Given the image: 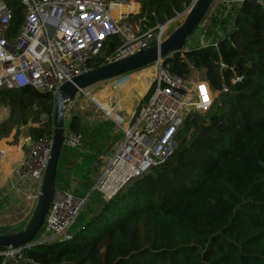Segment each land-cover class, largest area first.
<instances>
[{"label": "trees", "instance_id": "16d2710c", "mask_svg": "<svg viewBox=\"0 0 264 264\" xmlns=\"http://www.w3.org/2000/svg\"><path fill=\"white\" fill-rule=\"evenodd\" d=\"M0 1L12 13L14 35L23 18L19 0ZM183 2L137 0L138 18L147 27L162 25L182 10ZM226 25L223 37H213L215 48L208 43L161 60L170 75L182 80L201 72L211 105L184 117L162 164L128 180L110 199L104 200L93 184L98 159L114 141L113 124L69 121L67 128L79 136L80 147L61 146L53 190L69 189L83 204L66 231L68 239L24 248L26 261L264 264V6L243 0L224 18L212 15L207 33ZM120 44L115 37L101 43L89 62L91 71ZM52 102L49 94L29 88L0 90V108L8 110L4 128L38 123L44 115L45 122L28 135L32 140L50 137ZM17 231L2 229L0 235Z\"/></svg>", "mask_w": 264, "mask_h": 264}, {"label": "built area", "instance_id": "2783aa9c", "mask_svg": "<svg viewBox=\"0 0 264 264\" xmlns=\"http://www.w3.org/2000/svg\"><path fill=\"white\" fill-rule=\"evenodd\" d=\"M184 1L186 4L183 2L181 7L186 15L195 0ZM242 1L231 2L239 4ZM252 1L264 6V0ZM19 3L23 18L18 31L12 35V13L0 1V90L29 88L49 94L53 101L63 84L91 71L89 62L105 40L115 37L121 44L102 58L101 66L159 44L171 22L147 27V21L141 17L136 21L137 27L131 26L129 19L140 13L139 3L132 0H19ZM133 4L136 11L130 9ZM121 7L126 10L117 11ZM229 11L228 8L223 10L219 17L224 18ZM178 16L175 13L174 17ZM214 33L223 37L218 27ZM213 37L210 35L207 42L215 48ZM188 49L191 48H185ZM151 65L156 70L152 92L128 121L117 105L104 110L95 99H90L103 118L113 124V133L121 134L119 143L113 142L110 153H104L98 159L93 190L104 200L110 199L131 178L162 164L174 146L173 138L184 117L193 112H205L211 105L212 94L203 79L188 82L170 75L161 61ZM110 80L112 87H123L128 76L124 74ZM202 86L208 96L207 102ZM61 146L79 149L80 138L63 127ZM50 149L51 136L28 140L27 152L14 171L11 194L35 205ZM82 204L83 200L73 196L69 189L53 190L41 226L42 234L30 246L68 239L66 231ZM24 248L1 250L0 264H32L24 259Z\"/></svg>", "mask_w": 264, "mask_h": 264}, {"label": "rangeland", "instance_id": "374dc122", "mask_svg": "<svg viewBox=\"0 0 264 264\" xmlns=\"http://www.w3.org/2000/svg\"><path fill=\"white\" fill-rule=\"evenodd\" d=\"M132 1L137 2V0ZM231 1L232 0H218L210 5L209 9L205 13V16L201 19L197 28L186 40L184 49L187 47L194 48L196 44H201V46L207 44V40L210 37L207 32L211 31L210 17L214 14L218 15L222 13V11L227 8L231 11L232 6L237 4ZM177 14L179 16L172 18L170 20L171 22H169V24L167 25L164 32V39L168 37L178 26L181 25L185 15L183 14L182 10L180 12H177ZM137 19L138 17L129 19V22L132 24L131 26L137 27ZM228 30L229 26L226 25L224 26V28H220V34L224 35L226 32H228ZM212 35L215 36V33L213 32ZM126 76H128V80L125 85L130 82V84L126 86L124 85L123 87H112V85L110 84L111 80H106L82 90L81 93H77L74 98L65 105L63 109V127H67L69 120L74 116L80 117L81 119L87 121L103 117L102 112L91 103V98L95 99L99 103L100 107L104 110H109V105H117L119 107V110L125 115V117L135 115L136 109L138 108L139 110L141 108L144 103V96L147 94L149 88L153 85V80L156 77V70L154 69L153 65H149L140 70L128 73L126 74ZM199 79H202V73L199 71H192L187 81L192 82ZM52 104L54 105V101L52 102ZM7 111V108H0V150L2 151H4L5 149H3L2 144H6L9 146L10 144L16 145L17 143H20L19 137L21 135L22 128L29 125V131V129L32 127L41 126V124L46 120V117H44V115H41L38 118V123H31L28 120L25 125L15 126L12 130H6L3 125L6 117H2V114H6ZM10 134L13 137V140H11L12 142L10 141L11 143H5L7 141V139L5 138ZM120 139L121 134L116 133L113 142L115 144L119 143ZM101 167L102 164L100 165V168ZM0 204V207H3L0 209V230L4 229L7 232L21 230L30 218L34 208V205L27 206L22 202L19 203L20 205L13 208H10V205L8 206L7 204L3 206V202H1ZM36 236V238H40V234H37Z\"/></svg>", "mask_w": 264, "mask_h": 264}, {"label": "water", "instance_id": "95a60500", "mask_svg": "<svg viewBox=\"0 0 264 264\" xmlns=\"http://www.w3.org/2000/svg\"><path fill=\"white\" fill-rule=\"evenodd\" d=\"M215 1L218 0H195L191 3L181 25L159 44H152L149 48L126 59L103 65L86 74L75 77L71 82H67L59 88L54 97L51 149L42 177L40 195L25 226L16 233L0 235V250L30 246L42 226L53 193L56 164L61 149L63 128L62 115L65 105L81 90L91 87L99 82L140 70L153 63L159 62L172 54L185 51L184 45L186 40L197 28L210 5ZM73 119H77V117H71L69 121ZM28 128L29 125L22 128L19 137L21 141H26L28 139Z\"/></svg>", "mask_w": 264, "mask_h": 264}, {"label": "crops", "instance_id": "0c3cea01", "mask_svg": "<svg viewBox=\"0 0 264 264\" xmlns=\"http://www.w3.org/2000/svg\"><path fill=\"white\" fill-rule=\"evenodd\" d=\"M196 46H201V44L200 45L196 44L195 47ZM128 84H130V82H128L126 85H128ZM123 116H124V119L126 121H128V119L131 117V116L125 117L124 114H123ZM2 117H7V113L6 114L3 113ZM76 120L80 121L82 124H85L86 126H93L94 124H96L102 120H105V119L103 117H99V118L91 119L90 121H87V120L81 119L80 117H77ZM12 138L13 137L10 134L8 137L5 138V139H7V141L5 143H11L12 142L11 140H13ZM28 140H32V139H30L29 135H28V139L26 141H21L19 139V141H20L19 144L18 143L16 145L10 144L9 146L6 144H2V147L5 148L4 149L5 151L3 153H1L2 150H0V203L3 202V206L7 204L8 206L10 205L9 206L10 208L11 207L13 208V207H17L18 205H20L19 203H21V202L25 203V205H27V206L34 205L32 202L27 201V200L20 201L21 199L15 197L14 193L11 194L12 191L10 190L12 185H13L14 171L17 168L19 162L22 160V158L25 156V154L27 152ZM111 144L106 149L105 154L106 153L108 154V152L113 148L114 143L112 145ZM0 148H1V146H0ZM0 206H1V204H0ZM1 208H3V207H0V209Z\"/></svg>", "mask_w": 264, "mask_h": 264}, {"label": "bare ground", "instance_id": "6f19581e", "mask_svg": "<svg viewBox=\"0 0 264 264\" xmlns=\"http://www.w3.org/2000/svg\"><path fill=\"white\" fill-rule=\"evenodd\" d=\"M130 9H131L132 11H136L137 7L133 4V5L130 6ZM125 10H126V8L124 9L123 7L117 9V11H125ZM3 149H4V148H3ZM4 151H5V150H4ZM4 151H2L1 153H3ZM10 155H11V154H10Z\"/></svg>", "mask_w": 264, "mask_h": 264}, {"label": "snow or ice", "instance_id": "6c2138e0", "mask_svg": "<svg viewBox=\"0 0 264 264\" xmlns=\"http://www.w3.org/2000/svg\"><path fill=\"white\" fill-rule=\"evenodd\" d=\"M201 91H202V94H204L205 102H207L208 101V96H207V93H206L205 89L203 88V86L201 87Z\"/></svg>", "mask_w": 264, "mask_h": 264}]
</instances>
